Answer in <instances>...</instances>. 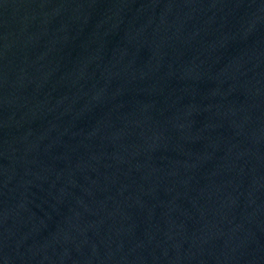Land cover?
I'll return each instance as SVG.
<instances>
[{
  "label": "water",
  "instance_id": "water-1",
  "mask_svg": "<svg viewBox=\"0 0 264 264\" xmlns=\"http://www.w3.org/2000/svg\"><path fill=\"white\" fill-rule=\"evenodd\" d=\"M0 264H264V0H0Z\"/></svg>",
  "mask_w": 264,
  "mask_h": 264
}]
</instances>
